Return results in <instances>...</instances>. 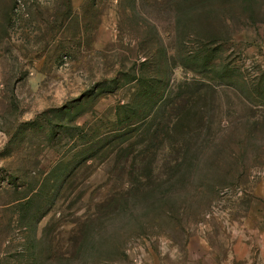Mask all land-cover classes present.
<instances>
[{
	"label": "rangeland",
	"instance_id": "1",
	"mask_svg": "<svg viewBox=\"0 0 264 264\" xmlns=\"http://www.w3.org/2000/svg\"><path fill=\"white\" fill-rule=\"evenodd\" d=\"M264 0H0V264H262Z\"/></svg>",
	"mask_w": 264,
	"mask_h": 264
},
{
	"label": "crops",
	"instance_id": "2",
	"mask_svg": "<svg viewBox=\"0 0 264 264\" xmlns=\"http://www.w3.org/2000/svg\"><path fill=\"white\" fill-rule=\"evenodd\" d=\"M262 264H264V260H263V263Z\"/></svg>",
	"mask_w": 264,
	"mask_h": 264
}]
</instances>
